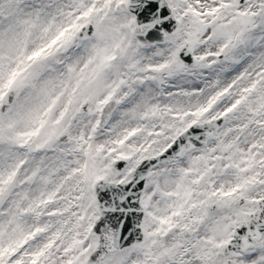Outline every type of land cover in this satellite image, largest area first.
Instances as JSON below:
<instances>
[{
    "label": "snow or ice",
    "instance_id": "6c2138e0",
    "mask_svg": "<svg viewBox=\"0 0 264 264\" xmlns=\"http://www.w3.org/2000/svg\"><path fill=\"white\" fill-rule=\"evenodd\" d=\"M0 264H264V0H0Z\"/></svg>",
    "mask_w": 264,
    "mask_h": 264
}]
</instances>
